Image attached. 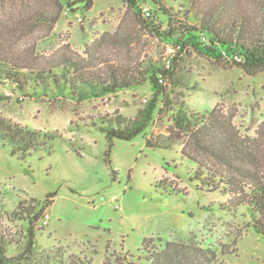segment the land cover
Returning a JSON list of instances; mask_svg holds the SVG:
<instances>
[{"label":"rangeland","instance_id":"obj_1","mask_svg":"<svg viewBox=\"0 0 264 264\" xmlns=\"http://www.w3.org/2000/svg\"><path fill=\"white\" fill-rule=\"evenodd\" d=\"M160 1L176 21L200 26L192 18L198 11L194 1ZM249 1L244 0L262 24ZM39 16L45 21L34 25ZM161 19L166 26L167 18ZM141 21L122 0H101L77 14L64 0H0V58L23 67L24 74L101 61L146 73L147 67L165 66L171 44ZM172 68L163 87L167 96L159 99L151 124L112 147L95 125L101 124L98 118L115 112L140 116L155 94L149 76H140L141 85L132 90L82 103L42 89L28 90L29 98L0 84L1 118L54 137L51 151L26 155L0 141V236L8 258L21 264H151V255L171 242L176 264H264V235L245 228L246 207L236 218L222 210L229 197L203 186L197 163L182 154L193 153L188 138L175 126L179 105L216 111L264 157V71L250 76L230 60L214 61L193 49L177 54ZM147 140L159 146L150 148ZM49 194L55 196L36 223L35 250L27 252L29 223L20 204L34 217L40 208L32 199L44 201ZM146 238L153 242L144 249Z\"/></svg>","mask_w":264,"mask_h":264},{"label":"trees","instance_id":"obj_2","mask_svg":"<svg viewBox=\"0 0 264 264\" xmlns=\"http://www.w3.org/2000/svg\"><path fill=\"white\" fill-rule=\"evenodd\" d=\"M98 1L101 0H64V6L71 13L77 14L79 10L90 12ZM122 1L135 10L152 35L173 45L177 54H184L193 49L214 61L230 60L241 66L250 76L264 71V21L260 24L253 18L252 11L244 0H189L197 4L198 11L192 18L200 23L198 27L176 21L171 11L166 9L160 0ZM145 3L154 6L157 13L152 11V16L145 18ZM250 4H253L254 10L264 18V0H253ZM161 17L167 18L166 26ZM43 21L44 17L39 16L34 19V25ZM22 70L23 67L0 58V84L11 87L29 98L32 97L28 90L38 92L42 89L44 92L66 96L78 103L105 94L132 90L141 85L140 76H149L155 94L148 108L140 116L128 118L120 112H115L98 118L101 124L95 125L106 134L110 147L116 140L131 141L146 130L153 121L159 99L162 98L164 102L167 96L163 87L174 72L172 67L151 66L143 73L144 70L138 66L121 69L108 61H101L91 67L60 63L30 74H24ZM175 126L182 132H178L179 134L188 138L187 145L192 148L194 154L187 153L186 150H183L182 154L197 163V172L203 186L210 192H219L229 197L226 208L222 206V210L228 211L236 218L241 213V207H246L249 222L245 228L252 227L264 235V157L260 151L242 140L231 123L216 111L200 113L179 105ZM171 132L174 133V130ZM52 140L54 137L50 135L0 117V141L19 146L25 155L46 148L51 151ZM146 145L150 148L159 146L149 140ZM12 154H15V151ZM199 157L211 161L217 169H208ZM109 165L112 168L110 161ZM113 172L116 173L114 169ZM54 196L49 194L44 201L32 199V205L40 208L34 217L33 212L25 209L24 204H20L29 223L27 252L35 250L36 223L43 218ZM152 242L151 238L144 239L143 248L146 249ZM173 252L174 244L169 242L164 251L151 255L150 263L176 264ZM21 262L19 258L7 257L5 243L0 236V264Z\"/></svg>","mask_w":264,"mask_h":264},{"label":"built area","instance_id":"obj_3","mask_svg":"<svg viewBox=\"0 0 264 264\" xmlns=\"http://www.w3.org/2000/svg\"><path fill=\"white\" fill-rule=\"evenodd\" d=\"M143 13H144L145 18H149L152 16V11L149 7H144ZM78 21L81 24L84 23V19L82 17H80L79 15H78ZM166 49H167V51H166V64H165V66H166V68H171L173 61H174L175 57L177 56V50L173 45H167ZM145 101H147V100H145ZM45 223H47V222H45Z\"/></svg>","mask_w":264,"mask_h":264},{"label":"crops","instance_id":"obj_4","mask_svg":"<svg viewBox=\"0 0 264 264\" xmlns=\"http://www.w3.org/2000/svg\"><path fill=\"white\" fill-rule=\"evenodd\" d=\"M119 93V92H118Z\"/></svg>","mask_w":264,"mask_h":264}]
</instances>
